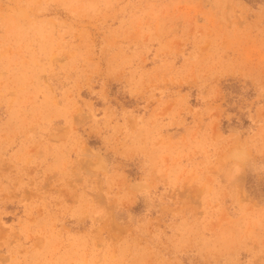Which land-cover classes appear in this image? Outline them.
<instances>
[{"label":"rangeland","instance_id":"1","mask_svg":"<svg viewBox=\"0 0 264 264\" xmlns=\"http://www.w3.org/2000/svg\"><path fill=\"white\" fill-rule=\"evenodd\" d=\"M0 264H264V0H0Z\"/></svg>","mask_w":264,"mask_h":264}]
</instances>
